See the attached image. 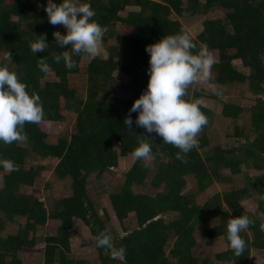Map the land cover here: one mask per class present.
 <instances>
[{
    "label": "trees",
    "instance_id": "1",
    "mask_svg": "<svg viewBox=\"0 0 264 264\" xmlns=\"http://www.w3.org/2000/svg\"><path fill=\"white\" fill-rule=\"evenodd\" d=\"M60 3L61 0H53ZM89 3L95 13L94 19L105 31L103 47L109 52L107 58L98 57L80 69L82 56H74L77 67L69 70L63 63H55L52 57L63 49L54 41L52 33L64 34L61 26L48 23L44 6L47 0H0V65L7 63L10 71L27 84L28 92L40 96L45 118L39 125L26 124L24 146L17 142L4 145L0 142V159L13 161L19 171L4 172L0 167V264H21L19 254L24 249H35L36 226H42L47 218L58 221L53 234L42 237V262L45 264H87L83 259L69 256L68 231L74 221L87 227L90 237L105 228L108 215L98 214L86 191V178L117 168V158H126L140 141L152 146V156L166 157V162L154 161L151 167L140 160L134 161L124 172L117 191L108 194V201L123 232L113 235L117 247L126 249L123 261L113 260L104 249L97 248L92 239L96 264H211L206 257L192 253L196 239V226L203 222V213L212 206L219 215L218 224L205 230V237L223 235L227 247L214 254L218 261L227 264H260L251 260V248L264 253V232L260 224L264 220L245 210L240 201L256 193L264 202V0H81ZM126 8L133 10L125 11ZM219 14L216 18H204L194 42L207 45L216 55L211 70L215 85L237 87L247 84L248 91L257 96L250 111V143L234 147L220 146L206 156L200 150L209 144L207 131L213 123V113L201 106L208 124L198 136V146L186 154L185 161L176 158L179 151L166 144L162 138L149 136L135 123L132 129L123 121L133 101L147 88L149 53L145 50L163 36L179 33L183 26L178 18L207 13ZM45 34L49 48L32 54L28 41ZM6 50L12 52V63L3 61ZM46 59L51 71L41 72L39 59ZM239 60L243 69H237L233 61ZM122 77L114 76V73ZM47 74L50 79H47ZM82 75V83L69 81L70 76ZM124 79L126 81H124ZM221 93L225 92L219 88ZM221 104L223 118L238 120L241 106L213 95ZM188 99H198V93L189 92ZM63 113L74 115L67 133L50 135L51 122H62ZM135 120L137 113H131ZM236 138L250 140L244 127H235ZM147 136H143V135ZM118 144V149L112 147ZM204 156V157H203ZM54 159L52 172L57 180L69 181L70 194L55 199L49 211L30 188L39 175L41 167L28 166L27 160ZM152 161V159H151ZM249 170L262 171L254 178ZM228 171L229 177L223 175ZM242 175L244 185L215 194L201 205L195 196L204 192L213 183H229L231 176ZM149 176L152 188L163 186L162 192L149 194L134 191ZM195 180V190L183 193L185 177ZM260 201L259 205H262ZM225 205V208H222ZM264 217V208H261ZM133 215V226L123 220L128 213ZM176 212L168 218L164 214ZM240 215H248L254 225L241 232L246 248L241 257L235 258L227 240L228 221ZM14 217L22 222L14 232L7 229ZM251 231L252 237H249ZM174 235V238H171ZM236 259V260H235ZM235 260V261H234Z\"/></svg>",
    "mask_w": 264,
    "mask_h": 264
},
{
    "label": "clouds",
    "instance_id": "2",
    "mask_svg": "<svg viewBox=\"0 0 264 264\" xmlns=\"http://www.w3.org/2000/svg\"><path fill=\"white\" fill-rule=\"evenodd\" d=\"M44 11L48 23L65 29L64 34L59 31L52 33L55 44L63 49L52 57L55 63L62 62L65 68L71 70L77 67L74 56H82L89 62L109 56L103 47L104 28L92 19L95 13L89 3L81 0L54 3L47 0ZM27 44L32 54L45 52L49 48L43 33ZM145 50L149 53L147 88L133 101L123 123L130 129L135 123L149 136L155 133L166 144L176 147L179 150L176 158L184 162L186 154L198 146V136L208 124L207 116L201 111L202 101L187 97L194 85L211 81L215 58L207 45L197 46L193 37L183 29L146 45ZM11 57L12 52L6 50L2 59L12 63ZM37 66L41 72L51 71L44 58L38 60ZM27 88V84L9 70L7 63L0 65V142L4 145L24 141L25 125H39L45 118L40 96L34 92L29 94ZM209 88L212 94L222 96L214 86L209 85ZM132 112L137 113L135 120L132 119ZM152 151L149 143L140 141L133 150V156L136 160H151ZM0 167L9 174L20 170L8 159H0ZM254 224L255 221L248 215L235 216L228 221L227 240L235 258L241 257L246 248L241 232ZM259 227L264 232V223ZM91 239L111 259L124 260L126 249L117 247L114 238L107 232L101 231Z\"/></svg>",
    "mask_w": 264,
    "mask_h": 264
},
{
    "label": "rangeland",
    "instance_id": "3",
    "mask_svg": "<svg viewBox=\"0 0 264 264\" xmlns=\"http://www.w3.org/2000/svg\"><path fill=\"white\" fill-rule=\"evenodd\" d=\"M158 1V0H153ZM133 10V8H126L125 11ZM219 17V14L215 12H209L204 16L194 15L188 16L186 13H183V16L178 18V21L183 26V28L194 37L201 29L200 23L204 18H216ZM64 29L63 26H61ZM65 31V29H64ZM215 60L216 55L212 53ZM87 63V60L82 58L78 62L80 69H83ZM233 65L240 70L247 71L243 69L239 60L233 61ZM116 77H122L119 73H114ZM47 79H50V75L47 74ZM69 81L74 83H82L83 76L74 75L69 77ZM124 81H126L124 79ZM209 85L214 86L215 88L226 90L222 93V96L225 100L237 104L242 107L243 112L241 117L238 120H231L228 118H223L221 115L222 104L215 98L212 97L214 94L210 91ZM191 92L198 93V96L202 101V107L207 108L213 113V123L210 126V129L207 131V138L209 144L200 150V153L204 156L211 153L215 147L220 146L222 148L234 147L239 144L250 143L253 136L249 132L250 129V109L255 104L257 96L253 95L248 91L247 84L240 86H220L215 85L214 83H202L194 85L190 90ZM264 99V96H260ZM64 120L62 122H51L48 126V132L50 135H63L67 133L68 127L72 122L74 115L72 113H63ZM235 127L246 129V134L249 136L250 140H246L243 136L241 138H236L234 135ZM155 137H159L156 135ZM20 146H24V141L17 142ZM112 147L117 150L118 144L113 143ZM203 156V157H204ZM167 158L157 155L153 156L151 160H140L146 166L152 165L154 161L166 162ZM134 161L133 154H128L126 158H117V168L115 170L104 171L98 176H95V173H90L86 178V191L90 201L93 202L95 208L98 211V214L102 212L107 213L108 220L105 223V228L111 236L114 234L121 236L123 234L120 225L115 218L111 206L108 201V194L111 192L117 191L119 185L123 180L124 172L128 170L132 162ZM54 159L46 158L39 159L38 157L31 160H27L24 169L30 166H39L41 170L39 175L35 180V183L30 188H24L23 192L29 193V191H34V196H36L39 201H42L44 207L49 211L52 201L62 197H66L70 194L69 181L57 180L52 172L53 166L55 164ZM5 172V170H4ZM248 176L254 178L256 175L262 173V171L249 170ZM223 175L229 177L228 171H224ZM232 180L229 183H219L215 182L204 192L197 194L195 196V202L198 205H201L204 201H207L211 197H214L215 194L230 191L232 189L240 188L244 185L245 179L242 175L231 176ZM149 176L146 177L142 186L139 188H134V191L146 192L149 194H154L157 192H162L163 186L157 188H152L149 184ZM0 185H1V176H0ZM195 190V180L191 176L185 177V188L183 193L189 194ZM263 197H258L256 193H253V196L240 201L241 206L251 212L256 219L264 220L263 212L261 208H264V202L262 201ZM262 201V205H259ZM261 204V203H260ZM222 208H225V205H222ZM176 212H170L164 214L165 218H168L172 215H175ZM22 222L21 218L14 217L12 225L7 229L9 232H14L15 227ZM124 224L128 227L133 226V215L128 213L123 220ZM219 215L216 207L212 206L209 210L203 213V222L196 226V229L193 233L196 242L192 248L193 255L202 258L206 257L211 262V264H227L224 261H218L214 258V254L226 249L227 244L223 235L207 238L205 237V230L210 227L218 224ZM58 221L55 219L47 218L45 223L42 226H36L35 236L36 244L35 249H24L19 254L21 259V264H45L42 262V237L48 234L54 233V228L57 225ZM227 232V226H226ZM249 237H252L251 231L249 232ZM68 241L70 245L69 256L72 259H83L87 261V264H96L95 259V250L92 239L90 237L87 227H85L80 221H74L72 228L68 231ZM171 238H174V235H171ZM251 260H254L260 264H264V253L258 250L257 248H251Z\"/></svg>",
    "mask_w": 264,
    "mask_h": 264
}]
</instances>
